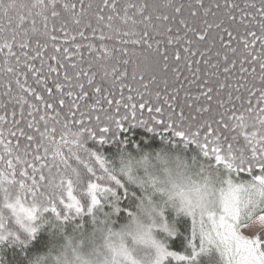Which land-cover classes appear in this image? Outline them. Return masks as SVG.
Listing matches in <instances>:
<instances>
[{
  "label": "snow or ice",
  "instance_id": "obj_1",
  "mask_svg": "<svg viewBox=\"0 0 264 264\" xmlns=\"http://www.w3.org/2000/svg\"><path fill=\"white\" fill-rule=\"evenodd\" d=\"M92 7L84 0L79 10L67 0H0L7 97L0 101L6 113L0 115V184L18 185L25 200L44 198V213L61 223L79 217L75 226L83 228L84 216L94 222V209L103 207L97 190L112 189L102 188L95 168L81 159L83 149L105 169L103 156L81 137L108 143L128 124L147 125L221 177L219 208L201 217L199 240L192 220L190 254L167 255L176 264H198L207 243L223 264H264V232L249 238L240 231L264 224V0H245L243 7L233 0L207 6L102 0ZM77 36L88 43H76ZM74 165L90 177L86 208L65 175ZM57 180L64 187L59 199L45 188ZM8 207L28 219L21 227L29 235L37 231L35 208L19 197ZM9 235L16 237L0 226V242Z\"/></svg>",
  "mask_w": 264,
  "mask_h": 264
},
{
  "label": "clouds",
  "instance_id": "obj_2",
  "mask_svg": "<svg viewBox=\"0 0 264 264\" xmlns=\"http://www.w3.org/2000/svg\"><path fill=\"white\" fill-rule=\"evenodd\" d=\"M81 143L86 145L85 137H81ZM80 156L99 171L100 166L90 152L80 149ZM104 163L106 170L101 174L103 179L99 184L112 191L101 193L98 189L97 194L103 203L111 204L112 210L98 207L94 212V222L92 219L85 221L83 228L74 225L68 232H65L64 223L43 212L47 200L42 197L25 200L18 185L6 181L0 184V226L4 232H16V225L29 223L22 213L18 215L8 207V204L15 203L17 197L26 207L36 209L34 222L38 223L34 226L49 225L50 231L56 229L50 247L34 254L28 264H166L170 257L167 253L171 251L169 238L178 232L176 218L184 216L191 221L195 218L199 240L201 217L219 208L221 177L207 165L201 169L198 163L194 164L183 148L164 143L158 149L135 153L122 149L118 158L104 160ZM4 172L7 175V169ZM65 175L71 179L73 194L86 208L90 179L86 169L74 165ZM112 177L130 192L138 190L123 222H118L114 215L121 197L116 194L115 184L109 186L110 181H115ZM45 188L47 194L55 199L64 194V187L58 180L46 184ZM204 227L207 228L206 220ZM200 257L206 264H223L215 247L207 243Z\"/></svg>",
  "mask_w": 264,
  "mask_h": 264
},
{
  "label": "trees",
  "instance_id": "obj_3",
  "mask_svg": "<svg viewBox=\"0 0 264 264\" xmlns=\"http://www.w3.org/2000/svg\"><path fill=\"white\" fill-rule=\"evenodd\" d=\"M67 2L76 3L77 9L79 10L80 0H67ZM123 2L124 0H118V3H120L121 5L123 4ZM131 2L140 3L143 2V0H131ZM174 2L176 4H184L185 6L189 4H193V5L195 4V0H174ZM203 2L205 6H207L208 4L213 3V0H203ZM216 2L223 3L224 0H216ZM233 2L238 3L240 4L241 7H243L245 0H233ZM255 2L258 3V0H255ZM88 4H91L93 6L91 11H95L96 6L102 4V0H84V5L87 6ZM185 15H187V12H185ZM179 18L180 17L177 16V19ZM38 26L42 27V24ZM57 27H59L58 24ZM182 34L183 33H181V35ZM53 35L59 36L61 40L63 39L62 33L54 32ZM85 35H89V32L87 30L85 31ZM157 38L162 39V37H157ZM125 39H129V38L125 37ZM43 42L44 41L42 40L41 43ZM75 42L83 43V44L88 43V41L82 40L79 36H77ZM93 42L97 44L100 43V41L96 39H94ZM70 43L71 41L69 42V44H64L63 46H70ZM105 43L111 45L115 43V41H105ZM49 44H51V42H49ZM128 47L131 49L132 45H128ZM32 48H35L34 43L32 44ZM72 50L74 51V49ZM14 51H16L19 54L20 49L14 48ZM28 51H29V55H35V52H33L31 49H29ZM82 51L84 52L85 56L88 55L86 49ZM50 54H51V48L45 50L44 52L45 60L48 59V56ZM2 61H3V54H0V67H2ZM49 63L52 62L49 61ZM35 64L37 67L40 66L39 59L35 61ZM81 67L87 68V63L82 64ZM130 71L131 69L129 67V72ZM258 72H259V68H257V73ZM5 79L6 77L4 73L0 71V101L7 100V97L3 96L4 91H6V88L4 87ZM127 82L128 81H125V83ZM85 85H86V81H85ZM86 89H87V85H86ZM10 112H11V106H9L8 109L9 121H11L12 119ZM5 114H6L5 110L0 109V115H5ZM5 127H7V125H5ZM109 135H112V133L110 132ZM85 139L87 141L86 146L89 149H92L93 151L97 152L98 154H101L104 160L106 161L107 160L114 161L116 158H118L122 149H127L128 151L135 153L141 150H155L160 148L165 143L161 135L157 131H150L149 126L140 125V124H128L126 130H122L116 133V138L110 140V142L108 143H98L95 139H88L87 134H85ZM169 145L172 146L170 143ZM186 154L188 153L186 152ZM95 170L97 176L101 177V179L97 181L99 183L103 179V176L101 174L104 173V169L100 168L99 171H97V169ZM113 184L116 185V194L121 197V200L117 202L119 205L118 207L119 210L118 211L115 210L114 215L118 222H123L128 215L126 209H130L131 204L135 200V193L138 192V190L133 189V191L130 192L126 186L122 184H117L116 181L109 182V186H112ZM88 203H90V197L87 200V204ZM102 206L105 211L112 210L111 204H105L103 203V200H102ZM95 210L96 209H94V212ZM79 220L80 218L78 217L76 222H79ZM90 220L91 217L89 215L84 216V221H90ZM76 222L65 221L64 222L65 232L71 231V228L75 225ZM35 223L38 222H34V224ZM176 226L178 228V232L175 236L169 238L168 247L170 248L171 251L177 253L189 254L191 252V247L189 242L192 239L191 218L184 216H180L176 218ZM15 227L17 228V231L15 232L16 237L19 238L17 239L16 237L9 235L7 239L0 242V264H28L30 258L34 254L44 252L50 247V245L53 243L54 233L56 232V229H51L50 231L49 230L50 226L45 225L41 228H37V231L33 235H29V233L25 231L24 228H22L21 226L16 225ZM166 264H176V262L172 259V257H169ZM199 264H206L203 257L199 258Z\"/></svg>",
  "mask_w": 264,
  "mask_h": 264
},
{
  "label": "water",
  "instance_id": "obj_4",
  "mask_svg": "<svg viewBox=\"0 0 264 264\" xmlns=\"http://www.w3.org/2000/svg\"><path fill=\"white\" fill-rule=\"evenodd\" d=\"M241 233L249 238H252L264 231V224L251 222L240 229Z\"/></svg>",
  "mask_w": 264,
  "mask_h": 264
}]
</instances>
